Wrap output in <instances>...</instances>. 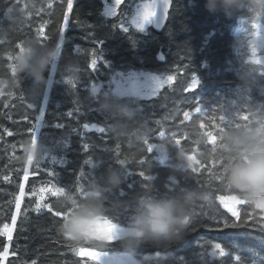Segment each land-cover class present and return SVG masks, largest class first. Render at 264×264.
<instances>
[{"label":"trees","instance_id":"16d2710c","mask_svg":"<svg viewBox=\"0 0 264 264\" xmlns=\"http://www.w3.org/2000/svg\"><path fill=\"white\" fill-rule=\"evenodd\" d=\"M141 1L125 0L116 15L109 5L112 0H73L65 22L67 0H0V79L12 78L14 57L27 41L54 40L61 52L56 70L50 66L45 72L51 84L46 81L34 94L29 92L30 81L0 89V264H96L72 249H101L65 240L57 226L66 211L64 197L79 196L89 181L108 167L121 172V183L108 194L110 210L114 203L129 201L142 190L160 193L176 182L211 193L209 211L218 208L226 213L216 197L236 195L213 177L221 167L214 165L213 156L208 155L213 144L206 133L219 139L220 129L226 125L220 117L226 110L231 112L233 124H250L253 112L264 110V61L259 54L256 59L262 63L255 65L254 86L245 87L240 79L241 72L252 64L248 43L253 33H264V14L252 19L246 13H210L205 0H172L167 24L157 33L151 24L141 28L132 23L133 5ZM130 7L131 15L122 16ZM122 21L124 30L120 28ZM62 23H66L63 40L59 33ZM254 23L256 29L251 27ZM236 25L245 29L240 53L234 50ZM257 47L264 51L260 45ZM93 59L97 61L96 70L91 67ZM65 63L76 67L75 78L59 70ZM138 71L172 75L173 81L156 96H152L154 91L150 96L135 94L140 107L135 123L142 126L143 138L130 142L114 136L113 120L98 115L101 110L95 98L109 86L117 90L119 74ZM194 75L199 86L185 92ZM93 85L97 86L95 93ZM188 111L191 114L186 119L184 113ZM85 124L89 129L84 128ZM93 124L95 129L91 128ZM101 126L104 133L98 131ZM48 133L55 134L54 146L33 158V135L40 146L42 134ZM176 140H180L179 145ZM161 143L167 145L163 161L156 157L157 148L148 152L149 144ZM181 149L185 160L194 155L193 167L175 175ZM141 171L144 178L137 174ZM57 188L65 193L54 194ZM37 203L42 205L39 213L35 211ZM200 205L196 214L201 212ZM240 210L252 211L245 205H240ZM57 212L61 216H56ZM13 215L17 216L15 223ZM111 218L119 229L126 215L116 210ZM199 224L194 223L181 243L164 252L163 264H264V230L259 226L217 228L206 216ZM5 225L12 230L11 240L3 231ZM215 244L222 247L223 255H218V250L211 255ZM103 251L108 255L102 257L101 264H110L116 256L133 263V257L120 253L115 243ZM157 251L146 246L136 255Z\"/></svg>","mask_w":264,"mask_h":264},{"label":"clouds","instance_id":"9594fccd","mask_svg":"<svg viewBox=\"0 0 264 264\" xmlns=\"http://www.w3.org/2000/svg\"><path fill=\"white\" fill-rule=\"evenodd\" d=\"M205 8L210 13L220 11L225 15L246 13L254 19L264 14V0H205ZM251 27L257 28L253 24ZM253 36L255 43L264 40V33L254 32ZM23 49L14 57L12 78L0 79V89L5 85L16 88L30 81L29 92L34 94L46 83L45 72L52 64L58 65V43L27 41ZM257 54L264 61V51ZM255 65L250 64L240 74L245 87L255 84ZM59 70L69 78L77 74L76 67L69 63L59 66ZM95 103L99 110L112 117L114 136L130 142L143 138L142 126L135 123L140 112L137 101L102 94L95 98ZM252 115L250 124H226L219 132L215 149L208 155L217 160L223 158L219 173L222 184L252 209L260 210L264 209V110ZM30 147L33 158L38 157L41 146L31 143ZM177 158L179 163L173 172L180 175L191 161L185 160L183 152H179ZM120 183L121 172L108 167L97 179L89 181L79 196L66 195V211L57 226L58 232L73 244L101 250L110 245L106 237L114 235L112 243L118 245L120 253L133 257V264H163L164 252L184 240L197 206L207 202V191L176 182L166 185V190L160 193L142 190L129 201L114 203L110 210L108 194ZM116 210L123 212L126 220L113 233L109 225H115L111 217ZM146 246L160 251L137 256V251Z\"/></svg>","mask_w":264,"mask_h":264},{"label":"snow or ice","instance_id":"6c2138e0","mask_svg":"<svg viewBox=\"0 0 264 264\" xmlns=\"http://www.w3.org/2000/svg\"><path fill=\"white\" fill-rule=\"evenodd\" d=\"M124 2H125V0H112V3L109 5L111 6V9L115 10L116 15H117V9L121 8L122 5L124 4ZM160 7L162 9H165V10L169 9L170 0H164V2L160 5ZM72 9H73V0H67V10L63 12V19L65 22H67L69 20V11H71ZM156 12H157L156 6L153 3H145L141 7V14L138 15L137 17L133 18L132 23L136 24L137 27L142 28V24L140 23V21L143 20V21L151 22L150 18L153 17L154 15H156ZM125 13H127V15H131V7L129 9H126L125 12H122L121 15L125 16ZM65 27H66V23H62L59 27V33H60V39L61 40L64 39ZM113 27H116V25L113 24ZM124 27H125V25H124V22L122 21L120 23V28L122 30H124ZM253 27L256 28L257 25L254 23ZM257 36H258V33H257ZM248 49H249L250 55L252 57L250 59V62L255 63V64L262 63L261 60L256 59L257 53H258L257 43H255L253 40H250L248 43ZM23 50H24L23 47L20 48V51H23ZM58 56L59 57L61 56L59 44H58ZM96 65H97V61H96V59H93L92 63H91V67L93 70H96ZM11 67H12V71H13V65H11ZM56 68H57V65L55 63L51 65V69L53 71H55ZM153 79L155 80V84H154V88H153L154 94L152 96H156V94L161 89H163L165 87V85L171 84V82L173 81V76L172 75H167V76L162 75L158 78L154 77ZM47 83L48 84L52 83L51 77L48 78ZM67 83H71V81H67ZM199 83H200L199 79L194 75L192 78L191 84L189 85V87L185 88L184 91L185 92L195 91V89L199 86ZM92 91L94 93L97 91L96 85H93ZM104 94L113 95V96H117V97H123V98H129V102H131L132 99H134L136 101V99L134 98L135 94L128 93V92L125 93V91H121L119 89L113 90V89H111L110 86H109V89L104 92ZM197 102H198V100H197ZM42 115H43V112H41V116ZM71 115H72V113L69 114V116H71ZM98 115L105 117L109 120L112 119V117L108 113L103 112V111L99 112ZM184 116L187 119L189 116V113L185 112ZM38 119H39V117H38ZM244 119L247 120L248 117H244ZM220 120L222 122H225L226 124L232 123L231 112L229 110H226V114L222 115L220 117ZM182 123H183V121H182ZM237 126H239V125L237 124ZM201 127H203V125H201ZM84 128L89 129V125L85 124ZM91 128L95 129L96 125L93 124L91 126ZM222 130H223V128L220 129V131H222ZM98 131L101 133H104L105 128L101 126V127H99ZM54 135H55L54 133L42 134L41 139H40V146H41L42 152H49V146L50 145L54 146V144H55ZM160 135L163 136L164 133L161 132ZM206 136L210 139V142L213 144L212 150H214L216 143H217V140H218L217 137L212 135L211 132L206 133ZM50 137H52V139H50ZM32 141L35 144H37V137L35 135H33ZM175 143L177 145H179L180 140H176ZM165 146H167V145L164 143H161L159 145L149 144L148 145V152L151 153L153 151V149H155V148H159V149L163 150L165 148ZM83 147L85 149H87L88 144L83 145ZM181 151L183 152V149H181ZM187 159L189 161H191L188 168H192L194 158L192 156H188ZM37 163H39L38 160H37ZM87 163L91 164L92 161L89 160V161H87ZM121 163L123 164L124 162L121 161ZM213 163H214V165H219L220 167H222L223 158L221 157V159H219V160L214 159ZM193 170L195 171V169H193ZM209 171H212V169H209ZM137 174L143 178L145 177V174L143 171L138 172ZM213 177L215 180L220 181V184L223 185L222 181H221V177L218 173H213ZM147 179H150V177H147ZM172 179H175V177H173ZM20 187L23 188V185H21ZM64 193H65V190L63 188H57L56 192L54 194H64ZM207 193H208V199H207L208 203H206V204L203 203L200 205L201 212L199 214L194 213L193 219L189 225L190 230H193L192 225L194 223L197 224V226H201L199 224V220L205 216L208 217L209 220H214L217 228L223 227V228H230V229H240V228H245V227L255 228V227L259 226L260 230H264V209H260V210L252 209L247 204V202L243 201L237 195H231V196L220 195V196L216 197V199H218L220 205H222L223 208L226 209V213H230V216L227 215L225 212H220L218 208L209 211L207 209H208V206L212 203V199H211V193H209V192H207ZM238 205H245V206L251 208L252 211L251 212L241 211L240 209H238V207H237ZM16 206H17V209H19V207H20L19 198H17ZM41 207H42V205L40 203H37L35 211L37 213H39L41 211ZM43 207L47 208L48 206L43 205ZM257 211L260 214V217H261L260 220H257ZM64 215H65V213H63V217H64ZM56 216H61V213L57 212ZM233 218H235V219H233ZM12 221L14 223L17 221L16 215L12 216ZM109 226L112 229L113 233H115L116 231L119 230V229H117L116 225L110 224ZM3 231L5 233H7L8 239L11 240L12 239V230L8 227V225L4 226ZM102 238H105V237H102ZM106 239L109 241V244L111 245L112 241L114 239V235H109L106 237ZM217 250H220L221 255L224 254L222 247L220 249H217ZM7 251H8V248L6 246L5 247V253H7ZM72 251L76 252V254L80 257H84V256L90 257L92 261L96 262V264H101L102 257H105L108 255V253L106 251H103V250L97 251V250H92L91 248H84V247L79 248L78 251L75 248H73Z\"/></svg>","mask_w":264,"mask_h":264},{"label":"rangeland","instance_id":"374dc122","mask_svg":"<svg viewBox=\"0 0 264 264\" xmlns=\"http://www.w3.org/2000/svg\"><path fill=\"white\" fill-rule=\"evenodd\" d=\"M145 3H152V2H151V0H144V1H141L140 3H138L136 5H133L131 20L141 14V7ZM151 20H152V17L150 18V21ZM140 23L142 24V27H146V26H149L151 24V22L143 21V20H141ZM134 25H136V24H134ZM237 25H236V27H237ZM236 27H235V32H236V41L237 42L234 46V50L236 51V53H240L241 49L244 46V39H243L242 34H243V32H245V29L241 26H238L237 29H236ZM254 39H255V36L251 40H254ZM257 44L260 45L264 49V45H263L264 40L258 41ZM121 74H119V77H121V78L120 79L118 78V80H117L116 89H119L121 91H125V93L128 92V93H133V94H137V95H144V96H150L152 94L154 84H155V80L153 78L154 77H156V78L160 77V75H157V74L152 73V72H145V71H138V72H134V73L130 72L127 74L121 73ZM188 113L190 116L191 113L189 111H188ZM189 116H188V118H189ZM41 117L42 116L40 114L39 115V121L41 120ZM188 156L194 157V155H188ZM188 156H186V160H187ZM156 157L158 160L163 161L166 158L165 148L163 150L157 148V156ZM48 193L50 194V193H52V191L50 190ZM220 195L231 196V195H235V194H220ZM220 195H218V196H220ZM217 201L219 203L218 199H217ZM221 207L223 208L222 205H221ZM237 207H238V209H240V205H238ZM219 248L220 247L217 244H215L214 248L211 251V255L215 256L216 255L215 251H217V249H219ZM218 251H219L218 255H221L220 250H218ZM109 263L110 264H133L131 262H128L127 260H123L120 257L118 258L117 256L115 258L110 259Z\"/></svg>","mask_w":264,"mask_h":264},{"label":"water","instance_id":"95a60500","mask_svg":"<svg viewBox=\"0 0 264 264\" xmlns=\"http://www.w3.org/2000/svg\"><path fill=\"white\" fill-rule=\"evenodd\" d=\"M151 2L156 6L157 9L156 15H154L151 20V28L155 32L160 33L167 24L172 0H170V7L167 10L160 7L164 0H151Z\"/></svg>","mask_w":264,"mask_h":264}]
</instances>
